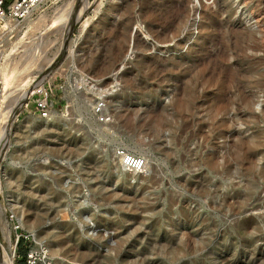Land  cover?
<instances>
[{
  "label": "rangeland",
  "instance_id": "374dc122",
  "mask_svg": "<svg viewBox=\"0 0 264 264\" xmlns=\"http://www.w3.org/2000/svg\"><path fill=\"white\" fill-rule=\"evenodd\" d=\"M88 1L80 21L86 0L47 2L33 14L52 24L67 10L66 40L58 27L10 33L0 24V69L19 68L10 74L12 98L4 110L0 104L15 112L0 140L1 263L13 254V264H26L40 243L53 264H264V114L254 107L264 99V0ZM45 81L55 107L48 117L28 99ZM195 132L205 140L201 167L190 153ZM134 148L146 163L132 178L117 166V150ZM210 155L212 168L204 165ZM200 174L217 186V202L232 192L228 217L184 189ZM111 192L121 200L107 201ZM189 209L199 213L197 226L218 222L209 253L152 251L151 240L177 238L171 223ZM74 232L79 238L69 242ZM17 235L29 236L23 258Z\"/></svg>",
  "mask_w": 264,
  "mask_h": 264
},
{
  "label": "bare ground",
  "instance_id": "6f19581e",
  "mask_svg": "<svg viewBox=\"0 0 264 264\" xmlns=\"http://www.w3.org/2000/svg\"><path fill=\"white\" fill-rule=\"evenodd\" d=\"M51 1H56V0H42L40 2V4L35 8L33 13L30 14L25 20H23L21 22H14V21H12L10 19H3V21L0 22V24L2 26V30H4L5 32L12 33L14 31L23 30V28H25L24 26H26V28L39 27V29L40 28H44L43 31L44 32L46 31V33L48 34L52 30H54V28L56 29L58 27L59 30H62V34L64 33L63 36L65 37V40H66L65 31L69 27V16H70V14L67 13L68 12L67 10H64V12L66 11L65 13L60 12L61 13L60 15L58 13V14H56V16H52L53 19L51 20V22H52V24L50 23L51 25L48 23V21L45 20L46 17L44 15H41V17L36 18V19L32 18V16L35 13V11H38L45 3L51 2ZM88 7H90V4H89V1L86 0V2H84V4H83L81 10L79 12L75 13L77 21H80V19L83 17V14H84L85 10H87ZM241 15L243 16V18L246 21V23L249 26H251L250 24H251L252 17H251L249 9L246 8L244 11L241 12ZM257 27H259V26H257ZM44 32L42 33V36L46 35ZM14 47L15 46L13 45V48ZM0 55H1V52H0ZM27 60L29 61V59H26L25 62ZM17 65L18 64L16 63V66H14V67L12 66L13 68H10V69H5V68L0 69V83L2 85L0 100H1V107H3L2 108L3 110H4V105H5L6 101L11 97V95H10L11 94L10 93L11 92L10 91V86H13V85H11L10 82H9L10 74L12 73V71L14 72V70H15V72H18L16 70L18 68ZM25 79L27 80L26 77H25ZM28 81H30V80H28ZM24 83H27V82H24ZM27 84L28 85L25 84L24 86L28 87L29 83H27ZM22 85H23V83H22ZM21 88L24 89L23 87H21ZM26 92H25V94H26ZM23 94L24 93H22L21 95H23ZM26 97H27V95H23L24 99H26ZM23 98H21V99H23ZM21 99H20V101H21ZM21 104L18 107H20ZM254 107H255V109L257 111H259L262 114H264V99L258 98L256 103L254 104ZM3 110H1V108H0V125L2 124L1 122L3 120H5V119L7 120L10 116H12L15 113L14 112L12 115H9L10 114L9 112H10L11 109L8 112L9 114L6 113V111L4 112ZM2 112L6 113V114L3 115ZM8 120H7V129H4L6 131H4L3 128H1L4 131L3 132L1 130L4 134L0 135V140H2L4 137H7V133H8V130L10 128ZM1 131H0V134H1ZM193 138H194V140H192V141H195L194 144H197V145L195 147V150L190 151V153H191V155L194 158L193 159L194 165L198 166V167H201L203 161L201 160L202 158H200V156L198 154L200 153L199 151L203 148V145H204L203 143H204L205 140H203V143L201 144V142H200V133L199 132H195ZM185 139H186V137H185ZM186 144L187 143H185V144L184 143H180V146H181V149L185 152V154H188L189 150L186 149V147H187ZM134 149L135 150H132V153H134L133 155H136V156L144 158V155L142 154V151H141L140 148H134ZM223 157L225 158L224 155H223ZM118 160L119 161L117 163V166H120V164H121V166L123 168V159L120 157V158H118ZM216 160H217V156L216 155H210L209 157H207L204 160V162H205L204 165H206L208 168H212L216 164ZM145 163H146V160H145ZM126 171L130 172V173H128V175L131 176L132 178L135 177V175H134L135 173H140V172H135V171H131V170H126ZM223 172L226 173V174L228 173V165H227V161L226 160H225V164L223 166ZM227 177H229V176H227ZM193 178H195L194 181H192L191 179H188V180H184L182 182V185H183L184 189L187 190L188 192H191L194 196L207 198L208 199V207L210 209H212V210H214L216 212L224 213V215L226 217H228V212H229L228 210H229V206H230V196H231L232 192L227 191L224 194V196L221 199V201L217 202V200H216V198H217V186H215L212 183V180H210L207 176H201V174L198 175V176H194ZM118 197L119 196H118V194L116 192H111L109 195L105 196V199L107 201H112V200H117V199L121 200V197L120 198H118ZM124 201H126L125 203L129 204L130 202H134V199L128 200V199L124 198ZM182 212H184V210ZM198 216H199V213H196L195 211H192L191 209L185 210V213H183V215L180 218H178L176 222L173 221L174 223H171L173 231L178 232L177 238L171 239L169 241V240H167V237H165V236L163 237L162 236L163 237L162 238L160 236L159 238L162 239L160 244H158L157 241L151 240L150 244H152V242L155 243L154 246L152 245L153 246L152 251L157 252V251L160 250L162 252H167V253L169 252V253L180 254V255L181 254L182 255H200V256L207 255L209 252L206 251L205 249L213 242L214 239H216L218 237L217 229H216V227L218 225V222L216 220H213V219H210V218L200 222L198 226L201 227L202 230H207L208 231L207 237L201 238V237H199L201 230H199L197 228L198 226L196 225V220L198 219ZM95 219H97V217H95ZM227 219L228 218H226L225 221H224V224H225L226 227H225L224 231L221 234L222 236H225L227 234V232H228V229H229V227L227 226ZM20 221H21V218H20ZM185 225H190V227L188 229H184ZM3 226H4L5 236L7 237V240L10 243L11 240H12L11 232L9 231L7 225H3ZM69 228H74V225L69 224ZM157 236H159V235H157ZM76 238H79L78 233H75V232L73 234L71 233L69 235V242L75 240ZM174 240H178V244H175L177 242H175ZM119 241H121V242H120V248H119L118 252L119 253H123V252L126 251L125 249H126L127 243L125 244L124 241H122L121 239H119ZM3 251H5L4 248H3ZM69 251L74 252L75 254H80V253L83 252V250L81 248H79V247H75V248L73 247ZM85 251H86V253L89 252V255H93V251L92 250L86 249ZM12 255L10 257L6 256L7 258H6L5 261H3L4 263H1V257H0V264H13V256Z\"/></svg>",
  "mask_w": 264,
  "mask_h": 264
},
{
  "label": "built area",
  "instance_id": "2783aa9c",
  "mask_svg": "<svg viewBox=\"0 0 264 264\" xmlns=\"http://www.w3.org/2000/svg\"><path fill=\"white\" fill-rule=\"evenodd\" d=\"M41 1L42 0H0V22L3 21V19H10L14 22L25 20L33 13ZM46 83V81L43 82L42 86L28 98L35 104L36 111H38L42 117H48L55 112L54 103L50 99L51 93L47 90ZM27 105L28 104H26V106ZM95 114L98 116L100 122L105 120L103 104H97ZM117 156L123 159V166L126 170L141 172L145 167L144 158L128 153L124 149L117 150ZM22 238L25 240V238L27 239L29 236L17 235L15 250ZM26 264H53V260L48 248L44 244L36 243V247L27 253Z\"/></svg>",
  "mask_w": 264,
  "mask_h": 264
},
{
  "label": "trees",
  "instance_id": "16d2710c",
  "mask_svg": "<svg viewBox=\"0 0 264 264\" xmlns=\"http://www.w3.org/2000/svg\"><path fill=\"white\" fill-rule=\"evenodd\" d=\"M24 246V239L22 238L18 245V255L19 257L23 258L26 256V253L22 251V247Z\"/></svg>",
  "mask_w": 264,
  "mask_h": 264
}]
</instances>
